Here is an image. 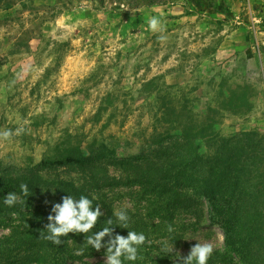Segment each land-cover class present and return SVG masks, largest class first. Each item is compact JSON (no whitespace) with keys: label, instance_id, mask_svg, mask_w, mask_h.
<instances>
[{"label":"rangeland","instance_id":"374dc122","mask_svg":"<svg viewBox=\"0 0 264 264\" xmlns=\"http://www.w3.org/2000/svg\"><path fill=\"white\" fill-rule=\"evenodd\" d=\"M183 2L0 0V131L24 129L0 139V169L86 184L103 212L125 208L139 219L141 254L178 263L197 243L211 244L208 264H230L216 254L225 235L209 225L207 202L196 229L186 211L172 222L150 219L147 189L117 161L171 158L184 142L170 128L190 122L213 121L225 136L264 135V0H192L189 12ZM153 15L163 32L148 30ZM229 93H246L249 110L234 111ZM77 144L94 167L57 163ZM13 216L0 210V237L19 223ZM166 240L173 252L162 254ZM105 251L79 236L60 254L68 264H104Z\"/></svg>","mask_w":264,"mask_h":264},{"label":"trees","instance_id":"16d2710c","mask_svg":"<svg viewBox=\"0 0 264 264\" xmlns=\"http://www.w3.org/2000/svg\"><path fill=\"white\" fill-rule=\"evenodd\" d=\"M239 94L229 93L227 102L237 100L234 111L249 110L247 94ZM214 124L213 121L200 125L190 122L171 127L170 131L179 130L184 142V148L173 152L171 158L152 161L148 157L124 156L117 161L130 170L131 182L147 189L148 218L172 222L179 212L186 211L193 219L187 226L196 229L205 218L204 202H207L209 225L220 227L225 235L224 248L216 252L220 261L264 264V135L251 130L225 136ZM201 145L209 152H200ZM92 157V153L84 154L77 144L64 148L56 161L85 170L94 167ZM95 157L99 159L101 153ZM3 172L4 169H0V210L14 214L13 218L19 223L8 235L0 237V264H68L60 254L66 250L68 239L86 238L87 234L69 233L56 245L44 239L41 233H47L45 226L54 203L62 202L61 198L67 195L93 198L89 186H78L69 179H45L35 169L22 175ZM22 184L28 187L27 195L21 191ZM10 192H15L21 203L5 205L3 199ZM96 205L100 207L94 199L93 206ZM100 210L102 216L93 232L108 227L111 219L112 234L126 236L140 223L134 215H129V228H121L109 210L103 212L101 207ZM103 239L107 240L108 236ZM140 256L142 259L125 261V264H180L182 261L168 263L165 258L141 254V251ZM212 260L211 255L208 262Z\"/></svg>","mask_w":264,"mask_h":264},{"label":"clouds","instance_id":"9594fccd","mask_svg":"<svg viewBox=\"0 0 264 264\" xmlns=\"http://www.w3.org/2000/svg\"><path fill=\"white\" fill-rule=\"evenodd\" d=\"M148 30L157 33L163 32L165 26L159 16H151L148 19ZM22 127L15 130L0 131V139L8 140L13 136H18L23 133ZM21 191L24 195L28 194L27 185H21ZM95 197L89 198L86 195H80L75 198L71 195L63 196L62 202H57L52 205L51 213L48 216L49 223L45 226L47 233H41L44 239L51 241L53 244L60 245L61 237H67L69 233L86 235V243L96 250L102 247L106 248V259L104 264H125V261L135 262L142 259L139 252L145 244L146 236L143 232L135 230L128 231L127 235H113V224L111 219L108 220V227H103L101 230L93 232L98 219L102 216L99 205L93 206ZM3 203L9 207L21 203L20 198L15 192L8 193ZM54 213V214H52ZM113 215L116 218L118 226L121 228H129L130 216L125 208L114 210ZM172 229L169 228V232ZM108 236L107 240L103 238ZM162 254L173 252V241H164L161 247ZM213 253L211 244L194 245L189 254L183 258L180 264H208V260Z\"/></svg>","mask_w":264,"mask_h":264},{"label":"crops","instance_id":"0c3cea01","mask_svg":"<svg viewBox=\"0 0 264 264\" xmlns=\"http://www.w3.org/2000/svg\"><path fill=\"white\" fill-rule=\"evenodd\" d=\"M188 1V3H185V2H183V6L181 7V8H183V10H186V9H188L187 11L189 12L192 8H191V5H192V0H187ZM205 2V0H203V3ZM182 5V4H181ZM220 10L222 11L223 9L222 8H220ZM192 11V10H191Z\"/></svg>","mask_w":264,"mask_h":264}]
</instances>
